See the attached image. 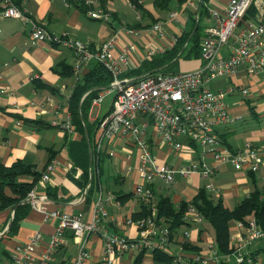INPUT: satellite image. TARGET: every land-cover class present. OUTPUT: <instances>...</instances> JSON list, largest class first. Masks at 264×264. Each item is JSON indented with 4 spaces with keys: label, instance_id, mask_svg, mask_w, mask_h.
Segmentation results:
<instances>
[{
    "label": "crops",
    "instance_id": "0c3cea01",
    "mask_svg": "<svg viewBox=\"0 0 264 264\" xmlns=\"http://www.w3.org/2000/svg\"><path fill=\"white\" fill-rule=\"evenodd\" d=\"M14 1L32 19L43 24L55 38L70 36L97 47L113 39L118 33L111 54L115 60L126 56V62L122 64L121 78L129 80L146 76L147 74L137 75L135 71L144 63H151L156 58L167 55L178 45L179 39L195 30L197 23L200 26V33L205 25L201 26L204 16L207 24L214 23L211 11L224 9L229 2V0L204 2L140 0L142 5L137 9L131 0H106L104 7L98 0L94 8L103 9L111 15L110 21L106 22L89 15L93 8H89L88 11L79 7L77 3L81 0ZM254 12L264 19V0H259ZM172 13H177V17H171ZM156 24H162L163 30L155 31ZM32 28V25H25L21 20L0 17V161L6 166L21 161L34 166L42 175L50 163L55 164V168L50 181L41 186L39 180L32 191L37 196L35 204L39 208L36 209L31 204L32 208L16 235L9 236L15 210L9 208L0 210L2 234L0 264H14L16 249L28 245L37 233H41V240L32 248V256L37 259L50 248L51 239L59 226L58 221H49L46 218V214L52 211L71 215L82 214L86 222H91L100 193L104 196L112 193L115 199L104 203L105 228L110 233L134 238L138 235V228L136 225H128L127 222L130 219L136 220V216L141 215L145 207H152L135 195L139 179L138 149L130 145L127 139L110 137L100 128L99 122L111 110L113 102L101 119L99 111L102 103L99 105L92 103L87 116L92 124L96 123L94 131L90 140L85 128L88 146L86 149L79 148L84 136L73 124L70 99L76 84L84 81L85 76L94 70L98 62L89 61L80 77H77L74 69L72 76L66 75L62 72L63 65L73 68L75 63L73 51L49 41H34L31 36ZM128 29H133L136 33L130 34ZM175 40L177 43L174 45ZM189 42L184 45L172 63L157 66L151 73H178L199 69L202 64L200 57L187 58L192 48ZM153 51L155 54L152 57L150 53ZM181 59L186 62L187 67L177 72L172 71L175 64H180ZM217 80L211 83L213 91L228 87L240 90L239 93L231 94L225 99L235 122L219 129L222 138L234 151L242 150L247 141L252 142L262 160L260 171L257 173L237 171L230 163L216 165L212 155L203 157L198 151L188 149L177 153L169 146L162 148L154 146L153 152L160 164L182 167L192 163H205L209 168H215V173L210 178L193 175L188 179L177 175L175 184L171 186L156 181L155 206L162 198H170L176 206L184 201L190 202L200 189L206 188L207 185H213L218 190L209 193L212 199H222L229 209H234L254 191H259L264 198V75L250 74L246 68L241 67L235 74ZM217 83L220 85L217 86ZM243 89H249L247 96L241 93ZM107 91L109 92L107 96L114 92ZM88 95L89 93H86L82 101ZM97 108L99 110L94 117ZM36 120H43L52 126L41 128L34 122ZM52 121H56L57 124L53 125ZM18 122H22L21 126L17 125ZM69 124L73 125L72 129L67 127ZM93 151L101 155L99 171L94 175L91 173ZM86 154L89 155L90 162L92 157V164L88 168L89 177L83 178L88 182L83 180L78 182L83 175V169H76L73 160L74 157L78 159ZM33 180L34 177L29 175L19 178L20 182ZM127 181L132 184L130 192L125 189ZM186 181H190L191 185ZM48 188L54 190L56 196L49 197ZM5 193L10 197L14 196L10 187H5ZM126 194L130 196L124 198ZM235 225L236 221L231 223L232 231L235 230ZM185 230L191 231L190 242L199 246L200 251L204 253L208 249L207 242L215 240L214 231L206 222L200 224L198 228L195 225L180 228L176 235L178 241L183 240ZM263 242L264 240L257 242L252 248L258 259L256 264H264V258L261 256L264 252ZM175 245L173 249L176 248L177 253L180 245ZM77 250L74 232L68 230L65 234V243L54 251L50 264H75ZM88 250L90 258L87 264H103L105 247L100 234L89 236ZM138 254L125 253L116 264H134ZM35 259L22 264H37ZM143 264L166 263L157 262L152 252H146Z\"/></svg>",
    "mask_w": 264,
    "mask_h": 264
},
{
    "label": "built area",
    "instance_id": "2783aa9c",
    "mask_svg": "<svg viewBox=\"0 0 264 264\" xmlns=\"http://www.w3.org/2000/svg\"><path fill=\"white\" fill-rule=\"evenodd\" d=\"M259 0H229L224 9H213L214 23L204 25L199 33L201 66L195 71L178 73L154 72L137 80L122 79V64L126 56L120 60L112 57L115 37L94 47L89 42H82L70 36L55 38L43 24H39L24 10L20 9L14 0H0V17L21 20L23 24L32 25L34 41H49L71 49L74 53L73 66L77 77H80L84 66L92 60L104 65L112 74L111 86L115 97L111 110L100 121V128L110 137L127 139L130 145L139 151V179L135 187V195L152 205L151 213L136 220L130 219L128 225H136L138 235L131 238L106 230L104 203L115 199L112 193H100L94 207L91 222H86L82 214L71 215L60 211L46 214L49 221H58L59 226L51 239L50 248L37 259L31 250L41 240L37 233L30 243L18 247L14 253V264L33 261L37 264H50L54 251L65 243L66 231L74 232L78 245L75 264H87L90 258L88 244L91 234H100L105 247L103 264H116L129 252L163 251L174 256L171 264H256L253 246L264 240V228L256 218L249 217L236 221L235 230L231 232L229 254H220L215 240L208 241L207 252L186 251L182 246L176 253L171 231L159 219L155 206L154 184L161 181L171 186L176 176L191 178L199 175L210 178L215 168H209L205 163H192L189 166L173 167L160 164L153 152V147H171L175 152L191 150L206 157L212 155L216 165L233 164L237 171H260L262 160L252 142L247 141L242 150H232L223 140L219 131L221 127L234 124L235 119L230 114L225 99L227 96L239 93L235 87L213 91L211 83L220 78L235 74L239 68H246L253 75H264V19L254 11ZM97 0H85V5L92 9ZM89 15L94 19L110 21L111 15L103 9H93ZM172 13L171 17H177ZM155 31H162L163 25H154ZM135 34V30L128 29ZM177 43L175 40L174 45ZM155 52H151L153 57ZM109 92H103L93 101L94 105L103 102ZM244 96L249 89L241 90ZM22 122L17 125L21 126ZM56 125V121H52ZM72 129L73 125L69 124ZM185 141H184V140ZM187 140V144H185ZM100 149V146H98ZM201 150V151H200ZM94 157L91 169L92 175L99 171L100 155ZM113 155V154H111ZM96 164V165H95ZM55 164L50 163L42 175L39 184L45 186L51 179ZM90 185L88 189H90ZM208 192L218 191L213 185H207ZM34 208L37 196L30 195ZM184 221L197 228L205 219L193 206ZM188 210V211H189ZM2 234H0L1 237ZM191 231L183 232V239L190 241Z\"/></svg>",
    "mask_w": 264,
    "mask_h": 264
},
{
    "label": "trees",
    "instance_id": "16d2710c",
    "mask_svg": "<svg viewBox=\"0 0 264 264\" xmlns=\"http://www.w3.org/2000/svg\"><path fill=\"white\" fill-rule=\"evenodd\" d=\"M99 2L104 7L106 0H99ZM131 3L135 8H141L142 4L140 3V0H131ZM77 5L83 10L89 11V8L85 5V0H81ZM199 30L200 26L194 35V29L190 33L184 35L179 39L178 45L170 50L167 55L161 58H156L151 63H144V65L136 70L135 73L137 75H148L151 74L157 66H166L172 63L188 41L192 44V48L187 54V58L200 57ZM62 72L66 73V75L68 74V76L74 74L73 68L68 65H63ZM112 82V74L103 64L98 62L94 70L85 76L84 81L76 84V88L70 99V112L72 114L73 124L76 127L75 129L84 136V140L82 144H80L81 146H79L80 149H86L88 146L85 137V128H87L91 140L94 126L96 124H92L87 116L89 109L92 106L93 100L98 98L101 93L105 92L95 89L109 87ZM86 93H89V95L82 101V98ZM34 122L39 124L38 126L41 128L52 126L51 123L49 124L43 120H36ZM73 161L76 169H83V175L78 182H82V180L88 182V180H86L89 177L88 168L92 163V161L90 162L89 155H81V158L78 159L74 157ZM26 175L33 176L34 180L32 182H20L19 178ZM41 177L42 173L34 166L26 165L21 161L16 162L11 166H6L0 161V210L8 208L15 210L14 218L9 229L10 237L17 234L21 223L28 216V213L32 208L31 204L27 203L28 196L35 189ZM83 178L86 179L84 180ZM5 187H10L13 190V197L6 195ZM47 194L49 197H52L53 195L56 196V192L51 188H48ZM261 195L262 194L259 191H254L250 196L242 200L234 209H229L226 207L222 199H212L207 189L202 188L190 202L184 201L176 206L170 198H162L159 203H157L156 208L158 210L159 219H162L164 221V226L170 229L173 242L182 246L186 251L199 252L201 250L199 246L184 239L178 241L176 237L180 228L189 226V224L184 221V217L189 207H195L204 217L205 222L214 231L215 241L220 254H229L232 251L230 248L232 222L243 221L248 217H254L261 227L264 228V198H262ZM128 196H130V194H126L123 197L128 198ZM151 210L152 207H145L141 215L136 216V219L148 216L151 213ZM145 253L146 251L139 253L134 264H143V256ZM152 253L157 262L171 264L174 259V256L160 250H155Z\"/></svg>",
    "mask_w": 264,
    "mask_h": 264
},
{
    "label": "rangeland",
    "instance_id": "374dc122",
    "mask_svg": "<svg viewBox=\"0 0 264 264\" xmlns=\"http://www.w3.org/2000/svg\"><path fill=\"white\" fill-rule=\"evenodd\" d=\"M252 12H254V11H252ZM205 18H206V16H204L203 18H202V22H201V26H203V24H207V22H206V20H205ZM206 22V23H205ZM185 64V65H184ZM189 66H191V65H189ZM183 67H187V64H186V62L184 61V60H180V64L179 63H177V64H175V66L173 67V69H172V71H174V72H177V71H180L181 70V68H183ZM220 81V80H219ZM218 80H217V82H219ZM218 85H220V83H217V86ZM107 91V90H106ZM105 91V92H106ZM110 91H114L113 90V88L112 89H110ZM113 94H110V96H106V98L104 99V101L102 102V104L100 105L101 107H100V111H99V114H100V119L101 118H103L104 117V115L106 114V112L108 111V109H109V107H110V104L113 102V99H114V97H115V91L114 92H112ZM98 110H99V108H97V110H96V113L94 114V117H96L97 116V112H98ZM98 117V118H99ZM92 155H93V164H94V157L96 156V155H98L97 154V152H95V151H93V153H92ZM100 155V154H99ZM101 156V155H100ZM96 165V164H95ZM95 174V173H94ZM176 182V181H175ZM186 183H188L189 185H191V183H190V181H186ZM175 184V183H174ZM165 185V184H164ZM167 186V185H166ZM125 189H126V191L127 192H130L131 191V189H132V184H131V182L130 181H127V184H126V187H125ZM32 193V192H31ZM30 193V194H31ZM210 193V192H209ZM29 194V195H30ZM30 199V196H28V200ZM31 204V203H30ZM189 209H190V207H189ZM188 209V210H189ZM197 213H198V211H196ZM190 213V210L189 211H187L186 212V214L185 215H187V214H189ZM203 217V216H202ZM204 218V217H203ZM246 219H249V217L248 218H246ZM191 226H193V225H191ZM264 243V242H263ZM174 250L176 251L177 249L176 248H174ZM140 253H142V252H140ZM262 258H264V252L262 253ZM257 258L255 259V261H256V263H257Z\"/></svg>",
    "mask_w": 264,
    "mask_h": 264
},
{
    "label": "water",
    "instance_id": "95a60500",
    "mask_svg": "<svg viewBox=\"0 0 264 264\" xmlns=\"http://www.w3.org/2000/svg\"><path fill=\"white\" fill-rule=\"evenodd\" d=\"M203 2H204V0H203ZM198 28H199V23H197L196 28H195V30L193 32V35L198 31ZM112 88H113L112 86H109V87L98 88V89H95V90L106 91V90H110ZM91 161H92V157H91ZM27 203H32V201L31 200H27Z\"/></svg>",
    "mask_w": 264,
    "mask_h": 264
}]
</instances>
